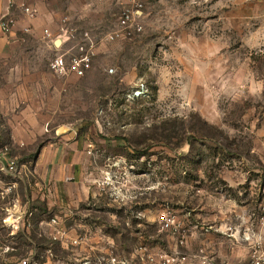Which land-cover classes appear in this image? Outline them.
<instances>
[{"label": "rangeland", "instance_id": "374dc122", "mask_svg": "<svg viewBox=\"0 0 264 264\" xmlns=\"http://www.w3.org/2000/svg\"><path fill=\"white\" fill-rule=\"evenodd\" d=\"M118 9L88 28L99 40ZM252 11L241 0H144L143 32L102 43L92 69L64 82L48 68L55 51L0 50V248L25 259L35 247L59 264L60 223L83 210L120 255L202 262L188 247L210 232L223 251L245 247L248 262L264 243V19ZM20 66L48 76L34 96L12 75ZM138 85L146 92L132 100ZM65 185L88 192L66 216L57 192L47 210L33 198Z\"/></svg>", "mask_w": 264, "mask_h": 264}, {"label": "crops", "instance_id": "0c3cea01", "mask_svg": "<svg viewBox=\"0 0 264 264\" xmlns=\"http://www.w3.org/2000/svg\"><path fill=\"white\" fill-rule=\"evenodd\" d=\"M241 1L251 4L252 15L264 19V0ZM123 4L124 0H0V20L7 17L14 21V25L9 33H4L0 28V50L23 51V49L46 48L58 53L63 48L70 46V44L62 45L61 42L58 46L56 45L64 18L68 20L69 26L77 30H88L90 26L104 22L114 5L119 8L120 13ZM22 6L32 9L34 17L29 18L24 13ZM141 21H143V15ZM24 29H27L29 32L25 34ZM45 30L51 35L52 44L44 38L43 33ZM100 50L101 47H99L96 56L99 55ZM36 58L37 55L34 57L35 63H37ZM20 60L22 61L20 63L26 62L23 57ZM16 69L18 72L12 75L20 80L28 81L24 85L29 88L28 94L31 93L32 96H34L36 88L39 89L42 86L40 81L48 78L44 71H30L28 67L25 70L23 66ZM60 80L65 81L63 79ZM52 95L53 93L51 92L50 96ZM64 128L67 129L68 127L64 126ZM61 135H66V138H72L75 134L68 130ZM45 189L38 188L36 191L37 195H33V198H36L35 200H42L44 210H47L49 209L48 204H50V199L48 198L57 192L58 197L61 198L60 207L64 216L71 209L77 210L81 208L88 198L85 185H76L73 188L71 185H65L56 190L52 188V191L49 188V191ZM45 199L46 203L43 202ZM80 213L81 215L77 219H74V222L70 221L67 224V221H65L66 225L60 223L58 228L60 233L59 244L62 250L68 251V256L60 260L59 264H109L112 258L124 264H159V261L155 262L153 260V262H149L147 259H144L142 253L134 252L133 254L125 253L120 255L116 252L114 239L108 233L100 231L95 222L90 220L87 223L88 215H85L83 210ZM12 217L14 218L13 215ZM74 226L79 229V233L75 231ZM25 229L26 231L28 230L26 226ZM212 236L210 232L201 233V243L198 249L190 250V247H188L189 242L186 244L189 252L195 253L200 251L203 253L202 262L197 259L186 258L184 262L179 261L180 263L177 264H223L226 262L229 264H244L247 262L248 251L245 247L242 250L226 252L223 251V243L221 244L220 241H214L211 244L209 239ZM73 241H77L78 245L74 246ZM17 250L18 248L13 247L0 248V263L18 264L22 259L17 258V255L14 254ZM29 256H31L30 262L32 264L33 262L36 264H51L47 253H42L40 261L35 258L37 256L35 247L26 252V258Z\"/></svg>", "mask_w": 264, "mask_h": 264}, {"label": "built area", "instance_id": "2783aa9c", "mask_svg": "<svg viewBox=\"0 0 264 264\" xmlns=\"http://www.w3.org/2000/svg\"><path fill=\"white\" fill-rule=\"evenodd\" d=\"M24 13L33 18V10L22 6ZM144 3L143 0H124L122 9L118 15L115 25L112 29L106 32L100 40L96 37L94 32L88 30H77L68 25V20L64 18L62 20L61 33L59 40L62 45H69L67 48H63L58 52L49 62V71L59 79L83 78L91 69L92 63L96 58L99 46L102 43H111L114 41L131 40L136 35L143 32V23L141 17L143 15ZM14 21L9 18L0 20V28L4 33H9ZM29 31L24 29V33ZM44 38L52 44L51 35L48 31H44ZM110 69L108 73H112ZM146 90L143 85H138L134 91H131L128 97L132 100L141 98L144 96ZM2 153V151H1ZM3 170V169H2ZM7 172H15V164L10 165L5 169ZM4 171V170H3ZM32 213H28L30 217ZM51 224H56V220H51ZM26 228H29L30 224L26 221ZM168 227L169 225L166 224ZM60 235V233H58ZM55 240L56 237H53ZM74 243H77L75 241ZM78 244V243H77ZM30 257L22 259L18 264H32ZM153 262V260H150ZM184 262L185 258L174 259L168 257L159 258V264H177ZM33 264H36L33 262ZM109 264H124L116 259H110ZM229 264V263H223ZM245 264H264V243L255 241L250 247L249 260Z\"/></svg>", "mask_w": 264, "mask_h": 264}, {"label": "water", "instance_id": "95a60500", "mask_svg": "<svg viewBox=\"0 0 264 264\" xmlns=\"http://www.w3.org/2000/svg\"><path fill=\"white\" fill-rule=\"evenodd\" d=\"M59 43H60V40L58 39V40L56 41V45L58 46V45H59Z\"/></svg>", "mask_w": 264, "mask_h": 264}]
</instances>
